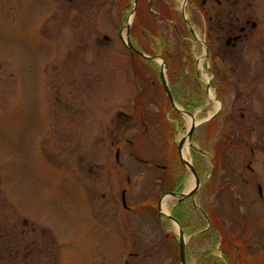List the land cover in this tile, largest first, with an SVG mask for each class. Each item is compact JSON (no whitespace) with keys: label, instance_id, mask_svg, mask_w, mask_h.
<instances>
[{"label":"rangeland","instance_id":"obj_1","mask_svg":"<svg viewBox=\"0 0 264 264\" xmlns=\"http://www.w3.org/2000/svg\"><path fill=\"white\" fill-rule=\"evenodd\" d=\"M68 4L33 0L20 15L16 36L0 29V225L6 228L0 234L9 232L12 241L16 222L25 219L36 228L37 246L44 238L49 244L48 253H37L33 262L22 255L14 263L0 253V264H181L179 228L160 218L158 202L169 180L181 192L195 186L176 150L190 129L189 116L173 114L165 96L150 94V82L128 63L122 27L130 19L132 32L141 30L130 14L134 0H84L83 30L73 36L69 23L75 25L74 20L66 24L61 15L45 14H59ZM150 10L142 20L148 39L155 49H164L158 53L171 71V86L172 73L180 76L176 104L194 113L199 124L187 157L201 165L202 185L182 204L166 199L167 214L183 220L186 261L264 264V77L252 79L253 63L244 67L245 75L238 66L225 78L216 64L215 77L205 22L193 21L185 0H155ZM43 17L53 39L84 40L82 63L76 70L68 65L69 71H81L80 78L59 77L60 62L51 75L41 73L46 47L32 32ZM175 48H181L179 56ZM13 60L26 74L31 66L33 73L15 78ZM242 77L243 83L236 80ZM211 82L213 99L207 91ZM57 94L68 103L67 111L56 102ZM120 111L132 120L120 123ZM144 114L157 121L146 124ZM177 176L181 186L174 182ZM110 181L116 185L112 190ZM211 225L215 238L195 234Z\"/></svg>","mask_w":264,"mask_h":264},{"label":"flooded vegetation","instance_id":"obj_2","mask_svg":"<svg viewBox=\"0 0 264 264\" xmlns=\"http://www.w3.org/2000/svg\"><path fill=\"white\" fill-rule=\"evenodd\" d=\"M32 1L33 0H0L1 32L7 31L16 36L17 29L19 27L20 15L22 11L30 10L29 7L31 6ZM64 1L69 4L67 7L61 8V10H59V14H53L50 12V10H47V13L45 14L48 16H55V18L56 16L61 15V21L65 22L66 24L74 20L76 22L75 25L69 23V34L73 36L75 31L79 33L80 28L83 30L80 24L83 22V14L85 11L83 4L84 0ZM154 2L155 0H137V7L134 18H138V21L141 22V30L139 33L132 32V25L130 26L129 30L125 28L127 42L129 43H126L125 41L123 43L126 47L129 57L128 63L133 65V70L137 74L140 69L141 71L139 72L141 74L143 73L142 78L144 79V81L150 82L152 86L150 94L164 95L165 88L163 87L161 81L162 68L160 66V62L157 60L159 57L162 58V55L158 53V49L161 48L162 52L164 51V49L160 46L158 47V49L154 48L153 43L148 39L149 36L147 34L145 24H142L143 18L148 15L147 11L151 9ZM187 8L191 13L194 22H197L198 19L200 20L201 18H203L205 22V45L207 46L208 58L212 63V66L210 68L212 72H210L214 74L215 77L217 76V69L214 70L216 64H219L220 69L224 71L225 78V76H228L230 70L234 71V69H237L238 66H240L239 70L242 71L240 76H243V74L245 75L246 73H244V67L248 70L249 65L252 63L256 65V67H254L252 79L257 78L260 75L264 77V0H262V2L258 1V3L255 0H187L186 9ZM149 12L150 15H154L156 18L157 15L151 13V10ZM46 22L47 19L43 17L42 22L36 24V26H34L36 29L32 32V34L35 33L34 37H37L41 41V44L46 47V50L43 52L44 54H42L40 57L41 62H43L41 73L45 76L49 74L51 75V70H56V68L58 69V65L54 66V63L56 64V62H60L62 71H59V77H64V79L67 80L70 75H76V78H80L82 76L81 71H69L68 65L70 63L74 64L73 66L76 65V70L78 64L82 63L81 54L83 53L85 48L84 40L78 39L75 41L67 40L60 42L57 39H53V32L47 26ZM126 25L127 22L124 26ZM58 27L63 28L65 26L64 24H59ZM74 27L77 29H73ZM175 29L178 33V36L181 38L183 36V33L182 31H180V26L176 25ZM188 29L190 34L196 39L195 30L190 26ZM60 32H63V30L56 31V36ZM105 40L108 41L110 40V38ZM95 41H97V39ZM98 45H100L99 39L97 41V46ZM50 49L54 50V55L49 54ZM180 49L175 48V52H177L178 56ZM1 61L2 60L0 59V68L3 65V62ZM190 61L192 60H189V58H187V63H189ZM166 66L167 77V75L170 74L171 71L167 63ZM13 68L15 70L13 74L15 75V78L18 77V79H20V77L31 75L33 73L31 66H29V71L27 72L28 74H26L24 72V69L20 67L19 63L16 60H13ZM3 75L4 72H0V79L3 78ZM172 75L174 78L173 85L171 86L169 82L170 79H168V77L167 82L170 92L174 98L175 86L178 84L175 83V80L178 81L179 79L180 81V76L177 77L175 72L172 73ZM240 79L242 82V80H244V77L238 78L236 80L239 81ZM55 99L56 102H60L62 104V107L67 111L69 105L67 102L65 103V101L61 98V95L57 94L55 96ZM176 113H178L177 110H174L173 114L177 115ZM117 118L120 123H129L132 120L131 118H128L127 115L121 112L117 113ZM144 118L147 120L146 124L155 123L157 121L155 119H149V117L145 114ZM146 127H148V125ZM177 148H179V146H177ZM195 165V169L201 179V165L199 164V162ZM166 166L168 167V165ZM167 170L168 168L164 171ZM174 182H176L177 185H180V183H182V178H180L179 176L174 177ZM170 188H173V180H169L166 182L164 189L165 193H163L159 197V201L167 194L178 191L179 189V187L177 189L173 188L174 190L172 191L170 190ZM0 228L4 231L6 229L5 226L1 227V225ZM212 228L216 229L214 226H212ZM14 229L16 233L14 237H12V241H10L9 232H7V235L4 233L0 234V240L3 241L2 243H4L5 245V247H2L0 253L7 255V257L9 258L12 257L14 263L15 261H19L22 255L24 257V261L31 258V261L33 262L35 261L37 253L39 255L48 253L49 246H46L44 248L45 245H49L47 239L44 238L46 240L44 245L42 244L38 247V239L35 236L36 228L29 227L27 220L24 219L23 221L16 222ZM198 233H200V235H203L204 237L207 236V238H209L213 237L214 232L210 228L203 230L202 232L197 231L196 234ZM206 257L207 256H205V259L207 261L208 259Z\"/></svg>","mask_w":264,"mask_h":264},{"label":"water","instance_id":"obj_3","mask_svg":"<svg viewBox=\"0 0 264 264\" xmlns=\"http://www.w3.org/2000/svg\"><path fill=\"white\" fill-rule=\"evenodd\" d=\"M136 3H137V0H136ZM135 12V8H134V11ZM129 27H130V24L128 23V30H129ZM129 43V42H128ZM129 45V44H128ZM162 84L166 90V95L168 96V98L170 99V101L172 102L173 106L180 112V113H183L180 109H178L175 104H174V99H173V96L170 92V89H169V86L168 84L166 83V80H165V77L164 75H162ZM188 115H190L192 118H193V124L189 130V133L188 135L181 141L180 145H179V152H180V156H181V161L182 163L184 164V166L187 168L188 172H191V174L194 176L195 178V181H196V187L192 190H190L189 192L187 193H181V194H177V193H170L169 196H173V197H177L179 199V202H182L183 200L191 197V196H194L198 190H199V187H200V178L196 172V169L194 168L193 164L191 162H189L188 160H186L184 158V156L182 155V149H183V146L184 144L186 143V141H188L189 143L192 142V136H193V133L197 127V124L196 122L194 121V115L192 113H189V112H186ZM118 157H119V153H118ZM162 168H165V167H162ZM168 196V195H167ZM162 201L163 199H161L160 201V216L164 215L165 217H167L169 220L173 221L174 223L177 224V226L179 227V230H180V245H181V250H180V259H181V264H187V261H186V252H187V243H186V239H185V235H184V231H183V228L182 226L180 225V223L172 216V215H167L165 214L163 211H162V207H161V204H162ZM124 202H125V196H124Z\"/></svg>","mask_w":264,"mask_h":264},{"label":"bare ground","instance_id":"obj_4","mask_svg":"<svg viewBox=\"0 0 264 264\" xmlns=\"http://www.w3.org/2000/svg\"><path fill=\"white\" fill-rule=\"evenodd\" d=\"M210 98L211 99H213L214 98V94H213V92L210 90ZM191 123V118L189 117V119H188V125ZM188 149H187V145L184 147V150H183V155H184V158L186 157V158H188L187 157V155H188ZM165 202H166V200H165ZM165 202H163V205H162V209H163V211L164 212H168V209H167V202L165 203Z\"/></svg>","mask_w":264,"mask_h":264},{"label":"trees","instance_id":"obj_5","mask_svg":"<svg viewBox=\"0 0 264 264\" xmlns=\"http://www.w3.org/2000/svg\"><path fill=\"white\" fill-rule=\"evenodd\" d=\"M175 217L183 224V220H182V217L180 216H177V215H175Z\"/></svg>","mask_w":264,"mask_h":264}]
</instances>
